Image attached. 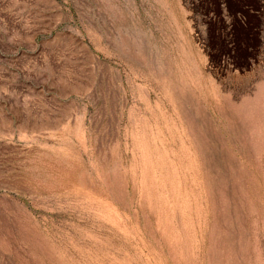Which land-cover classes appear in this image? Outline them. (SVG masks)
Wrapping results in <instances>:
<instances>
[{
  "label": "rangeland",
  "instance_id": "1",
  "mask_svg": "<svg viewBox=\"0 0 264 264\" xmlns=\"http://www.w3.org/2000/svg\"><path fill=\"white\" fill-rule=\"evenodd\" d=\"M0 264H264V0H0Z\"/></svg>",
  "mask_w": 264,
  "mask_h": 264
}]
</instances>
